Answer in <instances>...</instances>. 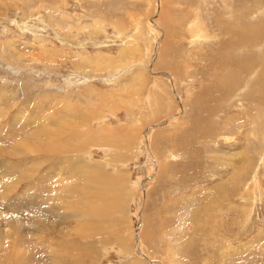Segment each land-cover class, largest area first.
Segmentation results:
<instances>
[{
  "label": "rangeland",
  "instance_id": "1",
  "mask_svg": "<svg viewBox=\"0 0 264 264\" xmlns=\"http://www.w3.org/2000/svg\"><path fill=\"white\" fill-rule=\"evenodd\" d=\"M264 0H0V264H264Z\"/></svg>",
  "mask_w": 264,
  "mask_h": 264
},
{
  "label": "bare ground",
  "instance_id": "2",
  "mask_svg": "<svg viewBox=\"0 0 264 264\" xmlns=\"http://www.w3.org/2000/svg\"><path fill=\"white\" fill-rule=\"evenodd\" d=\"M264 67V66H263ZM263 71H264V69H263Z\"/></svg>",
  "mask_w": 264,
  "mask_h": 264
}]
</instances>
